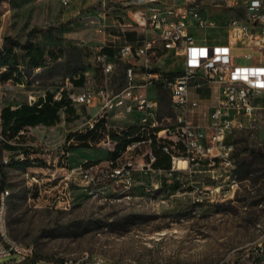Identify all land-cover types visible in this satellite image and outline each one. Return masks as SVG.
<instances>
[{"label":"rangeland","instance_id":"rangeland-1","mask_svg":"<svg viewBox=\"0 0 264 264\" xmlns=\"http://www.w3.org/2000/svg\"><path fill=\"white\" fill-rule=\"evenodd\" d=\"M67 1L0 0L2 40L30 39L46 50L65 49L64 55L51 60L47 67L27 69L23 84L2 80L0 73V112L5 105L36 100L47 91H78L70 75L86 67L99 68V23L84 17L90 11L102 10L103 5L100 1ZM196 1H201L203 14L219 24L212 29H196L197 36L206 35L210 41L226 35L230 19L246 18L243 9L228 7L226 0ZM248 51L234 49L240 54ZM239 62L249 64L251 60ZM153 64L164 72L180 68L174 56L162 51L153 57ZM93 78L96 89L119 90L126 84L125 67L118 63L107 77L99 70ZM157 90V118L163 124L174 125L176 115L170 112V95ZM149 93L154 96V89L150 88ZM66 126L72 127L59 123L55 128H29L23 140L28 142L27 152H12L3 148L0 118V162L5 163L6 155L25 161L5 163L6 188L10 190L9 233L15 240L34 245L36 260L90 262L98 258L102 264H228L235 260L251 264L257 247L261 245L264 253V157L252 153L254 149L264 152V113H258L251 126L234 131L237 162L246 160L238 172L241 182L226 200L214 202L195 200L189 176H184L185 184L179 186L167 182L164 175L138 168L131 197L114 199L90 194L77 179V184H71L72 206L62 208L55 201L58 188L53 186L58 180L49 179L52 172L56 169V174H61L85 161L106 166L110 158V146L105 143L63 154L68 151L64 146ZM14 142L11 140V144ZM147 147L127 152L120 163L147 162L143 157ZM65 164L66 169H61ZM32 174L42 177L40 185L31 179ZM192 179L198 181L196 185L208 180L199 172ZM13 263L8 258L0 259V264Z\"/></svg>","mask_w":264,"mask_h":264},{"label":"built area","instance_id":"built-area-1","mask_svg":"<svg viewBox=\"0 0 264 264\" xmlns=\"http://www.w3.org/2000/svg\"><path fill=\"white\" fill-rule=\"evenodd\" d=\"M134 2L138 5L136 14L124 22L122 30L138 31L141 39L136 46L126 43L119 50L126 60V84L114 91L108 87L96 89L86 81L81 91L69 92L67 96L74 104L98 106L88 123L93 128L98 121L104 120L105 129H100L102 143L113 142L110 129L126 130L132 125L138 129L131 135L133 141L125 151L115 160L109 159L106 166L85 161L67 169L66 164L62 165L61 169L66 170L61 174H56V169L52 172L49 179L58 180L53 186L58 188L55 201L64 209L72 206L71 184L77 179L80 180L78 185H84L90 194L114 199L131 197L136 185L134 171L138 168L164 175L167 182H177L179 186L185 184L184 176H189L197 202L224 201L241 182L233 134L235 130L251 126L257 114L264 113V0H226L228 7L243 9L246 18L230 19L226 35L212 41L206 35L195 34L196 29H212L219 25L216 19L203 14L201 1L188 0L182 4H162L160 0ZM3 44L0 34V49ZM235 48L249 51L240 54L234 52ZM161 51L178 60L177 74L166 75L154 66L153 57ZM252 51L259 54L253 55ZM240 59L251 60V63L241 64ZM96 61L106 74L115 69L106 53H98ZM212 84L219 90L216 105L194 115L201 99L193 93ZM159 85L170 95L176 115L174 125L163 124L157 118ZM150 88L154 89V96L149 93ZM62 91L61 88L56 93L57 98H61ZM26 131L27 128H23L19 134ZM154 141L170 156L169 169L154 167ZM142 145L148 146L143 153L147 162L138 165L131 161L120 163L127 152L140 150ZM67 152L63 151V154ZM10 159L6 155L5 163ZM182 161L186 162L185 166L180 164ZM198 172L207 176V182L195 184L198 181L192 178ZM31 179L40 185L42 177L32 174ZM9 196L8 188L0 191V259L8 258L14 261L13 264H102L98 258L90 262L36 260L34 245L15 240L9 233ZM253 254L251 264H264L261 245ZM228 264L241 263L233 260Z\"/></svg>","mask_w":264,"mask_h":264},{"label":"trees","instance_id":"trees-1","mask_svg":"<svg viewBox=\"0 0 264 264\" xmlns=\"http://www.w3.org/2000/svg\"><path fill=\"white\" fill-rule=\"evenodd\" d=\"M102 51L106 52L108 50L104 47ZM64 53L65 49L63 47L46 50L42 45L37 44L30 39L25 42H20L10 37H6L4 39L3 48L0 49L1 79H10L19 84L24 83L27 77V69L47 67L51 60H58L64 55ZM124 67H126V65H124ZM177 73V71L165 72L166 75H175ZM158 88L161 91L168 92L162 85H159ZM63 107H65L66 112L69 114L74 112L67 94L62 92L61 98L57 100L54 98V93L49 91L46 92L44 98L39 97L38 100L32 104L24 102L16 108H12L10 105L2 107L0 118L3 148L17 149L16 145H12L8 141L18 135L20 136L21 134H19V131L23 128L36 126L41 123L45 125H54L58 123L60 121L59 110ZM170 112L172 114L174 113L172 108L170 109ZM66 119L70 120V116H67ZM101 128L103 130L105 129L100 120L93 128L88 127L82 132H70L64 142L65 148L69 151L74 147H89L90 144L88 139L96 142L100 141L103 137V133L100 131ZM137 129L136 125H132L126 130H109L112 141L116 140L115 148L109 152L110 158L115 160L120 156V154L126 149L127 145L133 141L131 135ZM72 137L80 141L78 145L75 146L73 143H68ZM152 147L156 155V161L153 164L154 167L169 169L171 167L170 156L156 141L153 142ZM24 151L27 152V149ZM252 153L264 157V152L260 150L254 149L252 150ZM17 162L25 163L24 160L19 159H10L8 163L14 164ZM244 164H246V160L238 163V172ZM0 178L1 191L6 188V171L4 162H0ZM175 184H177V182Z\"/></svg>","mask_w":264,"mask_h":264},{"label":"crops","instance_id":"crops-1","mask_svg":"<svg viewBox=\"0 0 264 264\" xmlns=\"http://www.w3.org/2000/svg\"><path fill=\"white\" fill-rule=\"evenodd\" d=\"M83 1H89L90 3H93L95 1H100L103 5L102 10L90 11L89 15L84 17L85 19L91 18L94 22L99 23L98 30H99V34L101 38H100L99 45L97 46V48L99 49L98 53L103 52L102 51L103 48L106 47L108 51L103 52V53H106L109 56V58L114 62L115 65L118 63L122 65H126V60L125 58L121 57L119 50L121 46H123L126 43H130L136 46L140 42L141 33L138 31H134V30L124 32L122 30V25L124 24L126 20L135 16L136 11L138 9V5L135 4L134 0H83ZM187 1L188 0H160L162 4H182ZM96 67L97 66L86 67V69H83L78 72H73L70 75L69 79L71 80V83L74 85V87L78 91H81L86 81H89L90 84L92 85V80L94 79L93 77L98 75L99 70L103 73L105 77L109 75L103 71V68L100 65L98 66L100 69L99 68L97 69ZM218 92H219L218 87L214 84L210 86L202 87L198 90H195V93L193 94L198 95V97L201 99V105L199 108L193 111V114L194 115L202 114V112L216 105ZM39 97L44 98L45 95L39 96ZM38 98L36 100H29V101H24V102H28L32 104L35 101H37ZM54 98L57 100L60 99L56 97V93H54ZM24 102H20L19 104L15 106L10 105V104L9 105L12 108H16ZM70 104L72 105L74 112L69 114L66 112L65 107L61 108L59 110L60 121L58 123L54 125H45L41 123L36 126H28L27 130L29 128L38 129L40 127L55 128L56 125H58L59 123L61 124L65 123V125L69 124L72 127L67 128L66 126L67 133L65 134L64 142H65L67 135L70 132H75V131L80 132L79 130H82V129L83 131H85L89 127L88 122L91 121V119L93 118V114L98 109V106L87 107L84 104H74L71 102V100H70ZM67 116H70V120L66 119ZM101 121H102V124L104 125V120H101ZM128 121L129 120H127L126 122L129 123ZM25 138H26L25 134H21L20 136L18 135L15 138H13L15 139V142H14L15 144H12V145H16L17 149H10V150L12 152H18V151H24L25 149H28L29 147L27 148L25 146L26 144H28V142L23 141ZM13 139H10L8 142L11 144V140ZM79 142H80L79 140H76L74 137H72L68 143H73L76 146L79 144ZM88 142L90 146L93 145L94 143H97V144L102 143L100 141L98 142L92 141L91 139H88ZM115 145H116V140H113V142L109 144L110 149L108 151V154L110 151H112L115 148ZM89 147H82V146L74 147V148H71L68 152L69 154L71 153V151H73V153H76L78 150L88 149ZM109 159H112V158H109Z\"/></svg>","mask_w":264,"mask_h":264},{"label":"bare ground","instance_id":"bare-ground-1","mask_svg":"<svg viewBox=\"0 0 264 264\" xmlns=\"http://www.w3.org/2000/svg\"><path fill=\"white\" fill-rule=\"evenodd\" d=\"M181 165L185 166L186 165V162L185 161H182L180 162Z\"/></svg>","mask_w":264,"mask_h":264}]
</instances>
